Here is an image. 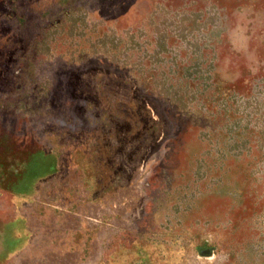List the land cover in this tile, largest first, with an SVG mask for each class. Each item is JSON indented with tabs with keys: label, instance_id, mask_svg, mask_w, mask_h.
<instances>
[{
	"label": "rangeland",
	"instance_id": "obj_1",
	"mask_svg": "<svg viewBox=\"0 0 264 264\" xmlns=\"http://www.w3.org/2000/svg\"><path fill=\"white\" fill-rule=\"evenodd\" d=\"M0 264H264V0H0Z\"/></svg>",
	"mask_w": 264,
	"mask_h": 264
}]
</instances>
